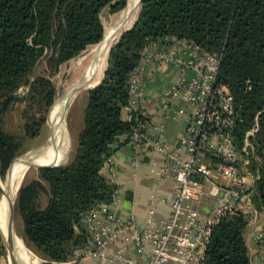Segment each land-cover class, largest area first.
Instances as JSON below:
<instances>
[{
    "label": "trees",
    "instance_id": "trees-1",
    "mask_svg": "<svg viewBox=\"0 0 264 264\" xmlns=\"http://www.w3.org/2000/svg\"><path fill=\"white\" fill-rule=\"evenodd\" d=\"M124 4V0H0V119L17 90L33 78L45 50L50 52L49 64L74 57L102 39L101 9L109 5L116 11ZM166 35L221 54L218 79L229 88L242 118L234 133L238 148L254 114L262 109L264 0H142L135 24L109 49L103 80L88 91L84 125L71 159L66 165L40 166L43 184L36 181L19 189L21 237L42 264H66L74 248L88 243L83 214L110 201L115 188L103 171L105 159L116 149L114 140L137 122L135 117L122 118L129 100L128 73L143 49ZM13 150L11 138L0 129L2 170ZM37 190L45 193L43 206L35 203ZM252 202L257 211L264 210V166L258 169ZM247 225L238 213L223 215L211 230L204 264H252L244 238Z\"/></svg>",
    "mask_w": 264,
    "mask_h": 264
},
{
    "label": "built area",
    "instance_id": "built-area-1",
    "mask_svg": "<svg viewBox=\"0 0 264 264\" xmlns=\"http://www.w3.org/2000/svg\"><path fill=\"white\" fill-rule=\"evenodd\" d=\"M157 44L162 48L153 50ZM220 60V53L175 35L163 36L143 49L127 76L129 100L125 109L128 120L135 117L137 122L112 146L128 144L136 167L141 165L144 151L159 157L151 163L156 171L155 182L173 179L172 195L165 200L167 213L156 219L154 204L159 194L155 191L149 197L144 221H136L130 211L112 214L111 208L120 203L121 197L111 153L104 162L106 175L115 184L111 199L83 214L89 241L74 248L66 264H204L211 230L223 215L238 213L249 225L256 223L252 196L258 175L243 166L250 161V132H245L238 148L234 133L242 118L229 88L218 79ZM152 61L162 67L174 65L179 71L176 81L156 98L159 118L181 115L185 109L175 107L177 100L191 106L173 149L164 141V125L152 123L142 104L148 101L142 90ZM150 126L155 135L147 132ZM218 176L229 184L216 183ZM203 196L211 200L203 203ZM250 236L264 264V229L252 231Z\"/></svg>",
    "mask_w": 264,
    "mask_h": 264
},
{
    "label": "rangeland",
    "instance_id": "rangeland-1",
    "mask_svg": "<svg viewBox=\"0 0 264 264\" xmlns=\"http://www.w3.org/2000/svg\"><path fill=\"white\" fill-rule=\"evenodd\" d=\"M124 1L125 4L123 7L125 8L127 5V0ZM123 7L116 11H112L109 5L101 9L99 18L103 26V34L105 25L108 24L109 26H112L117 22L120 12L124 9ZM139 8L140 3L138 5V11L133 25L137 20ZM121 32L123 33L124 31ZM120 35H118V37L112 41L110 47L119 39ZM99 41H101V39ZM99 41L86 46L77 55L60 64H49L46 60V57L50 52L45 50L44 57L34 68V79L31 78L27 85L21 86L17 90L15 98H13V100H11V102H9L7 105L6 110L3 112L0 119V129L6 136L11 138L14 150L13 156L10 159L7 167L2 170L0 166V200L2 197V187L4 186L10 165L12 164L7 176L8 183L10 180L11 170L16 162L29 157V155H31V153L37 148L49 147L56 141L59 128L57 126V122L52 116V110L54 111L53 107L57 99L62 98L64 93L71 85L75 83V81L80 77L81 73L84 72L85 68H87L93 55L92 50L94 46L99 43ZM107 60L108 53L106 59V68L98 84L105 76L107 70ZM260 84L262 92L260 103L262 109L254 114L250 128L245 131L250 132L248 141L250 143L251 152L250 161L243 165L247 171L257 175L258 169L264 166V116L261 118L259 116L261 113L264 114V82H261ZM91 88L82 89L68 105L64 106V121L67 122L70 137L69 147L66 159L63 162L55 164L66 165L73 155V149L77 143L78 135L84 125L87 96L88 91ZM29 150L31 151L26 153ZM42 164L44 163L40 162L27 168V171L25 172L19 188L13 198V219L10 232L18 236L20 239H22L23 220L21 213L16 208L19 189L25 186H34L36 181H39L43 184L38 171L39 166ZM214 181L216 183L229 184L227 179L220 176L215 178ZM204 198L205 196L202 198L203 201H205ZM34 199L36 205L43 206L46 200L45 193L42 190H39ZM241 206L243 207V205ZM254 209L256 212H258L256 208ZM9 225L10 224L8 222V228ZM3 240L4 238L2 237L3 247L1 248V252L6 263L17 264L11 257L8 247L5 246ZM24 243L25 242H23L21 246V244L18 242V245L23 251L25 263L42 264L43 259ZM12 244L10 245L12 246L14 252L18 255V252L16 251L17 249H15Z\"/></svg>",
    "mask_w": 264,
    "mask_h": 264
},
{
    "label": "crops",
    "instance_id": "crops-1",
    "mask_svg": "<svg viewBox=\"0 0 264 264\" xmlns=\"http://www.w3.org/2000/svg\"><path fill=\"white\" fill-rule=\"evenodd\" d=\"M161 48L162 45L157 44L153 47V50ZM178 75L179 71L176 66L169 64L162 67L157 62L152 61L144 75L145 85L142 90V96L148 99L147 102L145 101L142 104L146 107L152 123L161 122L164 125V141L169 149L175 148L178 136L188 121L191 106L181 100H177L175 107L183 106L184 112L177 117L170 114L167 118H159V112L156 109V98L176 81ZM122 118L128 120V113L125 108L122 109ZM147 132L150 135H155L156 133L151 126L148 127ZM112 158L116 166V181L120 188L119 195L121 197L120 203L111 208L112 214L117 216L123 212L130 211L136 221H144L149 197L157 191L159 199L154 204L155 217L157 220L164 217L167 213L165 200L172 195L173 179L167 177L158 183L155 182L156 171L151 163L154 160L159 161V157L150 150L144 151L141 157V165L136 167L133 163L131 148L124 143L114 150ZM103 171L105 174L107 173L105 168H103ZM204 200L203 203H207L211 198L206 197ZM263 229L264 210L257 212L256 223L252 226L248 224L244 233L249 259L252 264H261L262 255L250 235L252 231ZM85 262H92V260L85 259ZM0 264H7L3 256L0 257ZM165 264L175 263L167 262Z\"/></svg>",
    "mask_w": 264,
    "mask_h": 264
},
{
    "label": "bare ground",
    "instance_id": "bare-ground-1",
    "mask_svg": "<svg viewBox=\"0 0 264 264\" xmlns=\"http://www.w3.org/2000/svg\"><path fill=\"white\" fill-rule=\"evenodd\" d=\"M139 0H127L126 7L120 12L117 22L109 26L108 24L104 27L103 38L99 43H97L92 50V58L87 69V75L89 76V83L83 88L88 89L100 81L105 68L108 49L110 44L114 39L118 37L121 31L132 26L136 19L138 11ZM83 68V67H82ZM76 82V81H75ZM68 105L66 100V95L64 94L62 98L57 99L53 109V118L57 122L59 131L57 133L56 141L49 147L37 148L34 150L29 157H26L18 162H16L11 170L9 188L11 192L12 199L14 198L16 191L22 181V178L27 171V168L33 166L37 163H44L53 165L55 163L63 162L66 159L68 147H69V131L67 127V122L64 121V106ZM57 128V129H58ZM44 161V162H43ZM4 206L0 203V233L3 238L8 237L9 243L13 245L18 252V258L22 264H26L23 256V251L20 249L18 242L23 244L22 239L14 235L12 232L8 231L7 223L10 221L9 217L4 214Z\"/></svg>",
    "mask_w": 264,
    "mask_h": 264
},
{
    "label": "water",
    "instance_id": "water-1",
    "mask_svg": "<svg viewBox=\"0 0 264 264\" xmlns=\"http://www.w3.org/2000/svg\"><path fill=\"white\" fill-rule=\"evenodd\" d=\"M141 1L142 0H139L138 5H139V3ZM129 28H127L125 30H128ZM125 30H123V31H125ZM121 33L122 32H120V34ZM89 66L90 65H88V67ZM89 81L90 80H89V76L87 75V69H86V70H84V72L81 73L80 77L76 80V82L73 85H71L69 87V89L64 93L66 95L67 104L70 103V101L89 83ZM30 151L31 150H29L26 153H29ZM11 165H10V167L8 169V173H9V170L11 168ZM58 165L59 164L40 165V166H44V167H54V166H58ZM8 173H7V176H8ZM7 176H6V180H5L4 186L2 187V197H1L0 203H2L3 206H4V209H3L4 210V214L6 216H8L9 219H10V221H9V224L10 225H9V230H8V231H10V227L12 225V219H13V203H14V201H13L12 196H11V192H10V188H9V183H8ZM3 241H4L5 246L8 247L9 253H10L11 257L14 259V261L17 264H22V262L19 260V258L17 256V254L14 252L12 246L10 245L9 240H8V237L4 238Z\"/></svg>",
    "mask_w": 264,
    "mask_h": 264
}]
</instances>
